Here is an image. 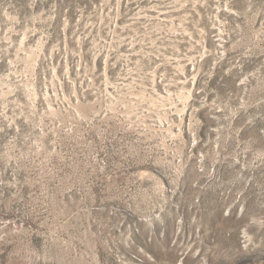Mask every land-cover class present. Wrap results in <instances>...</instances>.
<instances>
[{"label": "rangeland", "instance_id": "rangeland-1", "mask_svg": "<svg viewBox=\"0 0 264 264\" xmlns=\"http://www.w3.org/2000/svg\"><path fill=\"white\" fill-rule=\"evenodd\" d=\"M0 264H264V0H0Z\"/></svg>", "mask_w": 264, "mask_h": 264}]
</instances>
